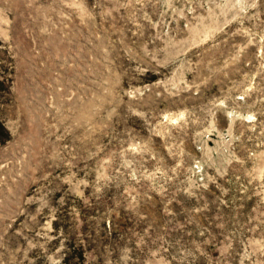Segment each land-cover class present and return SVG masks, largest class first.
Masks as SVG:
<instances>
[{
    "label": "rangeland",
    "instance_id": "rangeland-1",
    "mask_svg": "<svg viewBox=\"0 0 264 264\" xmlns=\"http://www.w3.org/2000/svg\"><path fill=\"white\" fill-rule=\"evenodd\" d=\"M0 264H264V0H0Z\"/></svg>",
    "mask_w": 264,
    "mask_h": 264
}]
</instances>
